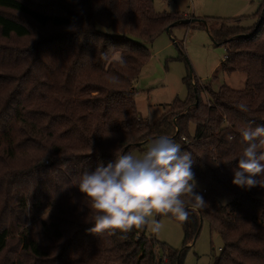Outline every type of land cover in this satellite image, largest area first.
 Instances as JSON below:
<instances>
[{
	"label": "trees",
	"instance_id": "obj_1",
	"mask_svg": "<svg viewBox=\"0 0 264 264\" xmlns=\"http://www.w3.org/2000/svg\"><path fill=\"white\" fill-rule=\"evenodd\" d=\"M191 17L157 12L154 0H0V161H22L2 176L0 264H183L205 219L224 241L214 264H264V188L232 184L245 147L240 129L264 124V2L253 27L240 18H203L227 48L224 72L245 73L243 88L224 83L214 91L187 78L189 97L157 120H145L137 107L147 44L174 23L193 26L180 23ZM46 29L53 32L42 35ZM35 34L29 45L16 42ZM115 52L123 66L102 58ZM161 136L192 154L195 191L208 203L178 221L185 248L168 246L148 228L123 239L119 231L91 233L93 213L78 178Z\"/></svg>",
	"mask_w": 264,
	"mask_h": 264
},
{
	"label": "rangeland",
	"instance_id": "obj_2",
	"mask_svg": "<svg viewBox=\"0 0 264 264\" xmlns=\"http://www.w3.org/2000/svg\"><path fill=\"white\" fill-rule=\"evenodd\" d=\"M263 2L264 0H154V8L157 12L178 11L211 21L240 18L241 26L253 27L259 22ZM193 24L189 27L175 25L169 32L163 31L153 42L147 44L151 55L137 79L135 99L141 116L149 122L162 116L175 100L184 101L189 97L187 78L192 84L199 83L203 87L210 85L214 91L224 83L234 88L245 86L244 72H224L223 64L229 56L226 46L213 40L206 25L202 27L198 23ZM40 32L48 36L53 30ZM35 39L37 34L16 42L19 46H26ZM2 44L4 41L0 38V45ZM201 98L209 99V95L202 92ZM194 130L192 124L190 133L193 134ZM150 144L151 142L145 147L148 149ZM147 149L134 147L128 154L140 158ZM21 164V157L11 159L3 155L0 161V204L5 199V182L2 176ZM43 216L47 218V212H43ZM154 218L161 225L160 231L153 233L148 229V232L170 247L184 249L182 225L169 217L159 218L156 215ZM187 246L183 264H214L224 248V241L219 231H211L209 221L205 219L197 238Z\"/></svg>",
	"mask_w": 264,
	"mask_h": 264
},
{
	"label": "clouds",
	"instance_id": "obj_3",
	"mask_svg": "<svg viewBox=\"0 0 264 264\" xmlns=\"http://www.w3.org/2000/svg\"><path fill=\"white\" fill-rule=\"evenodd\" d=\"M102 58L109 64L126 63L119 52L111 56L105 53ZM109 79L118 82L116 76ZM237 107L248 111L243 103ZM240 134L245 147L232 170V184L245 190L264 188V124L243 127ZM194 163L190 152L182 151L170 137L161 136L140 158L120 154L106 165L85 171L78 178V189L93 213L94 226L89 231L109 235L119 231L125 234L123 239L133 229L158 233L161 225L156 215L187 222L192 212L208 206L203 195L195 191Z\"/></svg>",
	"mask_w": 264,
	"mask_h": 264
},
{
	"label": "water",
	"instance_id": "obj_4",
	"mask_svg": "<svg viewBox=\"0 0 264 264\" xmlns=\"http://www.w3.org/2000/svg\"><path fill=\"white\" fill-rule=\"evenodd\" d=\"M180 23H187V24H188V23H189V24L198 23V24H204V25L207 26V21H206V19H203V18H197V17H191V18L184 19V20L180 21ZM177 24H179V23H174V24L168 26V27H167V31L169 32V31L171 30V28H172L173 26L177 25ZM141 145H142V143H137V146H141ZM202 225H203V220H201V227H202ZM196 238H197V237H196ZM196 238H195V239H196Z\"/></svg>",
	"mask_w": 264,
	"mask_h": 264
},
{
	"label": "built area",
	"instance_id": "obj_5",
	"mask_svg": "<svg viewBox=\"0 0 264 264\" xmlns=\"http://www.w3.org/2000/svg\"><path fill=\"white\" fill-rule=\"evenodd\" d=\"M184 140H185V138H184Z\"/></svg>",
	"mask_w": 264,
	"mask_h": 264
},
{
	"label": "crops",
	"instance_id": "obj_6",
	"mask_svg": "<svg viewBox=\"0 0 264 264\" xmlns=\"http://www.w3.org/2000/svg\"><path fill=\"white\" fill-rule=\"evenodd\" d=\"M196 17V16H195Z\"/></svg>",
	"mask_w": 264,
	"mask_h": 264
}]
</instances>
